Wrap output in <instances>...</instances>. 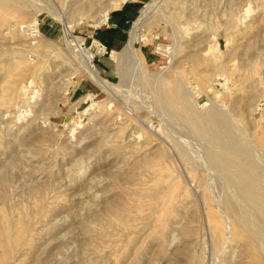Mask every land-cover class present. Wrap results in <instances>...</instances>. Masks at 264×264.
<instances>
[{
    "label": "rangeland",
    "instance_id": "rangeland-1",
    "mask_svg": "<svg viewBox=\"0 0 264 264\" xmlns=\"http://www.w3.org/2000/svg\"><path fill=\"white\" fill-rule=\"evenodd\" d=\"M118 1L0 0V264H264L251 232L225 238L231 187L173 89L227 113L264 163V0H141L122 47L92 60L116 85L102 88L67 41L92 56L88 34ZM147 3L141 66L113 53ZM34 18L36 39L20 28Z\"/></svg>",
    "mask_w": 264,
    "mask_h": 264
},
{
    "label": "bare ground",
    "instance_id": "bare-ground-1",
    "mask_svg": "<svg viewBox=\"0 0 264 264\" xmlns=\"http://www.w3.org/2000/svg\"><path fill=\"white\" fill-rule=\"evenodd\" d=\"M125 1L126 0H120L116 3L114 2L112 8L119 7ZM35 2L33 4H35ZM151 11H152V7L150 3H147L144 7L140 9L138 16L133 21L128 41L121 49V52L118 51L116 53H113V55H115L118 58H120L121 56L132 57L134 58L136 64L143 66L141 58L139 54L136 52L134 42L138 36L137 33L138 29L141 28V26H143L144 22L149 17ZM108 12L109 10H105L100 16L98 15L99 19L97 21V25L98 24L102 25L103 23L106 22ZM33 20H34L33 23H38V20L36 18H34ZM72 40H74L75 43ZM37 42H38L37 40H34V43ZM76 42H77V38H71L67 41V43L71 45V48L75 52L74 57L77 62V65L75 67L85 68L90 79L100 87L115 88L116 85L111 84V82H109L105 77H103L98 72L99 70H97L96 67L93 66L90 60L91 55L89 54L88 50L81 48L79 45H77L78 42L77 44ZM213 44L215 45L216 43L214 42ZM75 45H77V49L74 48ZM175 80L176 81H174L173 83L174 94L180 99L181 103L183 104V108L185 111L183 118L185 119L188 126L192 129L190 130L191 133L195 132L198 135L197 137H200L201 139L207 142V144L205 145L208 146L206 151V155H207L206 157H208L210 162H213L214 164L224 169L225 177L228 180L227 182H229V185L231 187L230 192L232 193L230 194V197L226 198V202H225L226 209L231 213L230 214L231 219H229L228 221L229 230L227 232L225 230L227 237H225V234L222 233L225 226L223 227V224L217 218L213 217L212 219V216L209 217V223L211 225L210 227L215 233H217L215 235L217 238L220 236L223 237L222 235H224L226 239L232 240L236 227L240 226L241 228L251 232L252 235L255 237V239L257 238L258 241L260 240L262 243H264V221H261L260 218H256L251 213V210L253 209L255 211L254 215L258 214L259 216L264 217V185H262V180H264V163H255V161L257 160L256 158L257 153L255 154L256 151L255 147L248 141L245 132L242 129L237 128L238 129L237 131L236 129H234L236 128L234 125L236 123L233 124V122L227 116V113L223 112L221 109L217 108L214 105H210L203 110L190 108L189 106L192 107V105H188L190 104L189 101L186 103L187 99L185 98L188 95H186L187 91L184 88L183 83L181 85V83L179 82L180 80L179 81H177V79ZM165 82H167L166 79H164V84H167ZM159 83L161 85V82ZM152 85H155V83ZM156 86L157 84L155 85V87ZM166 86L168 87V85ZM158 88L159 85L157 86L156 89L154 88L156 91L153 90L156 92L157 95L155 94V92H153V94L157 96L156 97L158 99V101H156L158 102L157 104L161 105L158 106L162 107L164 105V102L165 105L168 102L167 101L168 99L166 97V91L168 89L165 90L166 88L165 89L164 88L158 89ZM17 91L18 90H16V92ZM21 93L19 94L21 95ZM25 97L26 95L24 96V98ZM255 166L256 168H259L260 172L255 171L254 169ZM225 223H227V221ZM212 236L214 235L212 234ZM221 240L222 239H220V241ZM213 241L215 240L213 239ZM258 243L259 245L261 244L260 242Z\"/></svg>",
    "mask_w": 264,
    "mask_h": 264
},
{
    "label": "crops",
    "instance_id": "crops-1",
    "mask_svg": "<svg viewBox=\"0 0 264 264\" xmlns=\"http://www.w3.org/2000/svg\"><path fill=\"white\" fill-rule=\"evenodd\" d=\"M141 0H126L119 7L108 12L106 22L95 27L88 34V40L104 43L108 49H119L127 39V29L138 13ZM103 63V58H99Z\"/></svg>",
    "mask_w": 264,
    "mask_h": 264
},
{
    "label": "built area",
    "instance_id": "built-area-1",
    "mask_svg": "<svg viewBox=\"0 0 264 264\" xmlns=\"http://www.w3.org/2000/svg\"><path fill=\"white\" fill-rule=\"evenodd\" d=\"M21 28H23L22 30L31 38H34L36 39L40 34H41V30H40V23H33V22H30V23H27L25 25H22ZM81 48L83 49H86L87 47L85 46V42L82 41L81 42V45H80ZM88 48L91 50L93 49V53H92V56H91V62L94 58V56H97V55H104L106 53H108V48L107 46L100 42V41H97V40H91Z\"/></svg>",
    "mask_w": 264,
    "mask_h": 264
}]
</instances>
